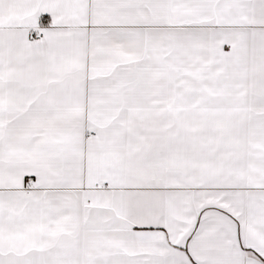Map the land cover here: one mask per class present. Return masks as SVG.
I'll return each instance as SVG.
<instances>
[{
  "label": "snow or ice",
  "instance_id": "obj_1",
  "mask_svg": "<svg viewBox=\"0 0 264 264\" xmlns=\"http://www.w3.org/2000/svg\"><path fill=\"white\" fill-rule=\"evenodd\" d=\"M0 264H264V0H0Z\"/></svg>",
  "mask_w": 264,
  "mask_h": 264
}]
</instances>
